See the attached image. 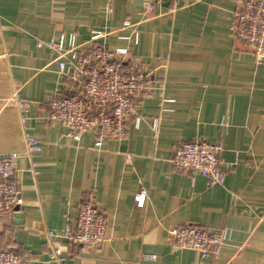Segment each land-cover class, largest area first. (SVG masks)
<instances>
[{
    "label": "crops",
    "instance_id": "0c3cea01",
    "mask_svg": "<svg viewBox=\"0 0 264 264\" xmlns=\"http://www.w3.org/2000/svg\"><path fill=\"white\" fill-rule=\"evenodd\" d=\"M238 4L162 0L148 14L145 0H0V155L19 154L13 180L22 198L18 213L0 217L2 247L24 264H264V61L231 31ZM95 29L108 32L100 39L108 48L129 46L155 87L136 103L127 135L100 146L91 131L76 140L47 120L67 80L58 52L38 45L75 33L72 59L91 47ZM26 133L40 151H27ZM196 139L222 145L231 164L224 184L173 166L174 147ZM90 196L108 220L99 249L62 236ZM187 224L228 232L217 257L171 242L169 230ZM56 240L62 261L48 255Z\"/></svg>",
    "mask_w": 264,
    "mask_h": 264
},
{
    "label": "built area",
    "instance_id": "2783aa9c",
    "mask_svg": "<svg viewBox=\"0 0 264 264\" xmlns=\"http://www.w3.org/2000/svg\"><path fill=\"white\" fill-rule=\"evenodd\" d=\"M162 0H145L148 14L154 13L156 5ZM123 28H131L135 42L138 30L129 20ZM231 31L238 41L245 44L253 53L256 61H264V0H239L231 22ZM103 29H95L89 42L88 50L78 52L69 59L67 54L76 52L80 45L75 33H62L48 42L38 41L39 46L46 44L58 52L56 60L59 72L67 80L66 87L60 88L53 95L46 118L50 122L60 123L69 129V135L79 140L91 131L100 146L105 137L124 138L128 132V121L136 103L151 97L154 85L151 74L141 66L132 54L129 46L110 49L100 39L107 35ZM132 35L121 36L130 39ZM168 101V99H163ZM24 106V102H20ZM140 117H135L139 126ZM226 125L225 122H223ZM153 129H158V119H154ZM28 152L40 151L43 145L29 133L25 135ZM219 143L202 139L185 141L177 144L172 152L171 161L175 168L182 171H198L210 185H222L225 173L231 164L223 163ZM16 152L0 155V217L5 213H18L22 204L20 191L13 177ZM147 192L135 195L137 201L146 199ZM107 215L90 196L77 205L76 223L67 225L62 236L75 244L99 249L107 239ZM49 237L57 238L55 231L48 232ZM171 242L179 248L193 249L205 256L217 257L221 246L228 239V232L210 229L195 224L173 227L169 230ZM1 237V231H0ZM58 240L48 253L51 259L62 261ZM154 254H145L146 259H155ZM25 257L12 248L0 245V264H24Z\"/></svg>",
    "mask_w": 264,
    "mask_h": 264
}]
</instances>
